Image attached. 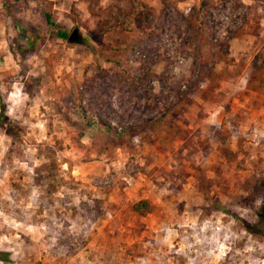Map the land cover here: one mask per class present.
I'll return each mask as SVG.
<instances>
[{
    "label": "rangeland",
    "instance_id": "obj_1",
    "mask_svg": "<svg viewBox=\"0 0 264 264\" xmlns=\"http://www.w3.org/2000/svg\"><path fill=\"white\" fill-rule=\"evenodd\" d=\"M257 63L264 0H0V264H264Z\"/></svg>",
    "mask_w": 264,
    "mask_h": 264
},
{
    "label": "trees",
    "instance_id": "obj_2",
    "mask_svg": "<svg viewBox=\"0 0 264 264\" xmlns=\"http://www.w3.org/2000/svg\"><path fill=\"white\" fill-rule=\"evenodd\" d=\"M48 2V1H47ZM49 3V2H48ZM45 23L48 26L52 25V21H51V14L49 12H45L43 14ZM57 36H59V38L64 39L65 38V34L63 33H59ZM227 50V47L224 46L223 51L221 52V55L219 56L220 61L223 59L224 54ZM263 71H264V64L263 63H257L256 65H254L251 69H250V75H249V84H251L250 88L252 90H259L264 88V76H263ZM209 74V73H208ZM85 108L82 106L78 107L77 110V114L79 116H82V114H84ZM88 123V122H87ZM3 124H5V126L3 127ZM148 126L153 127L155 124L154 123H147ZM0 127H3V129L5 130V132H7V134H10L11 131V124L9 121L6 120L5 115L3 114V105H0ZM99 131L102 130L103 134L107 135L109 133V128L102 126L99 127L98 129ZM118 133H114V135H117ZM152 206L150 205V203L145 200V199H141L138 200L134 203H132L129 206V211L139 217H143L146 214H148L151 211ZM244 230L253 234H256L262 238H264V183H262V187L260 189V203H259V207L258 210L256 211V218L252 223H244L243 224ZM4 253H2V256L0 257V261H6V257Z\"/></svg>",
    "mask_w": 264,
    "mask_h": 264
},
{
    "label": "water",
    "instance_id": "obj_3",
    "mask_svg": "<svg viewBox=\"0 0 264 264\" xmlns=\"http://www.w3.org/2000/svg\"><path fill=\"white\" fill-rule=\"evenodd\" d=\"M66 40L69 43H77L79 41V36L77 34V31L75 29L71 30L70 33L68 34Z\"/></svg>",
    "mask_w": 264,
    "mask_h": 264
}]
</instances>
